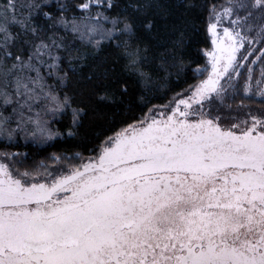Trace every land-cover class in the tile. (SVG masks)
Listing matches in <instances>:
<instances>
[{"label":"snow or ice","instance_id":"6c2138e0","mask_svg":"<svg viewBox=\"0 0 264 264\" xmlns=\"http://www.w3.org/2000/svg\"><path fill=\"white\" fill-rule=\"evenodd\" d=\"M48 6L47 0L28 4L30 11L23 17L17 15L15 0H7L0 9V97L5 104L18 98L19 105L9 115L0 114V137L5 140L24 133L25 140L48 144L63 135L40 113L32 114L31 103L43 94L50 105L44 114L53 118L71 107V97L61 99L51 85L44 92L39 76L45 55L58 61L53 50H67L55 31L61 26L97 50L102 40H115L113 47L118 51L113 63L124 61L120 71L135 77L145 89L153 82L151 72L145 71L148 67L169 76L170 69L176 68L179 82L184 65L178 63L177 49L184 45L183 32L157 45L164 52L149 54L141 29L151 32L154 19L145 24L143 19L137 23L121 13L102 19L98 13L69 21L64 15L68 5L59 4V17L43 13L53 21L51 25H34L31 10L39 15ZM91 6L84 3L79 10ZM114 7L108 0L107 8ZM154 7L158 5L153 0L133 6L144 19ZM250 9L264 13V0H253L250 5L227 0L219 11L213 7L208 32L214 47L205 53L207 64L194 70L204 78L106 137L93 150L96 155L83 159L79 153L52 154L48 159L54 166L41 161L20 171L26 154L0 153L13 162H0V264H264V109L259 114L249 111L248 118L240 121L230 114L247 106L241 102L233 109L225 104L239 94L237 86L245 67V97L264 103V90L252 92L254 69L245 63L256 55L255 46L264 43V27L251 38L254 27L245 28L253 16ZM239 11L247 14L240 17ZM225 17L231 27H224L221 35L217 29ZM13 28L18 30L13 32ZM42 32L52 34L45 37ZM246 46L247 55L242 51ZM259 53L257 60H264V48ZM33 70L35 77L24 75ZM115 73L107 60L90 69L87 79L103 84L101 100L116 101L117 92L109 91L105 83ZM66 78L67 73L59 77L61 82ZM262 82L264 70L256 83ZM118 91L120 96L128 93L126 81ZM20 100L24 103L19 104ZM141 100L150 102L143 96ZM71 111L68 135L75 136L71 129L80 126L86 112L82 108ZM76 159L81 162L72 164Z\"/></svg>","mask_w":264,"mask_h":264},{"label":"trees","instance_id":"16d2710c","mask_svg":"<svg viewBox=\"0 0 264 264\" xmlns=\"http://www.w3.org/2000/svg\"><path fill=\"white\" fill-rule=\"evenodd\" d=\"M18 1V0H17ZM16 1V4H18ZM85 0H51L48 7H42L40 14H33L35 17L32 23L37 26L51 25L52 20H48L43 16L44 12L51 13L54 17H59L60 12L57 11L59 4H67L68 11L64 13L69 19L75 16L77 19L83 17L79 6ZM223 0H153L158 5L150 10L147 19L142 14H136L133 6L142 0H112L116 7L112 9L101 8L105 16L114 17L118 13L129 16L131 19L139 23L144 20L147 24L148 20L154 19V28L151 32L141 34L148 42L150 53L164 52L163 47H157L162 41L174 40L183 32L184 45L177 49L180 60L183 63V71L180 72L179 82H177V69H170L169 76L163 70L156 71L153 67L145 68V71L151 72L153 82L145 89L142 84L136 82L135 77L122 73L124 61L117 60V49L113 47L115 40L109 42L107 39L101 41V47L97 50L93 45H88L79 40L69 30L64 31L63 27L57 28L56 34L60 37L67 48L56 50V56L60 57L58 61H54L58 66L49 68V72L42 71L45 87L52 86V91L60 94L63 99L65 95L71 97V107L62 116L51 118V127L63 133L62 136L49 141L48 144L39 145L33 142L23 143L25 140L19 135L17 142L6 143L0 142V149L13 151L15 153L26 154L27 159L24 163L33 164L43 159H48L52 154H67L71 156L79 153L80 157L85 159L90 155L96 154L94 149L98 150L101 142L108 136L113 135L116 131L125 127L126 124L140 120L148 109L158 105H163L176 93L186 88L188 84L195 83L201 76H197L195 69L205 64V50L210 47V39L208 35V16L212 6L222 2ZM7 0H1V6H4ZM22 8V5H21ZM127 9V11H123ZM35 10V9H34ZM13 28L12 31H17ZM51 32L41 33V36H49ZM26 39H31L27 37ZM19 47V46H18ZM17 52V49H13ZM24 56L27 58L28 52L25 51ZM81 59V57H85ZM73 63L70 65L69 61ZM107 60L109 67H115L116 73L105 83L109 91L117 92V99L101 100L99 97L103 95V84L98 81H89L87 77L90 75V69ZM159 64V61H156ZM75 69V70H73ZM67 73V78L61 82L59 77H63ZM118 81V82H117ZM128 86V93L120 96L119 89ZM100 84L94 88L93 84ZM150 100L144 104L141 97ZM262 103V102H261ZM264 104V103H262ZM72 108H82L86 114L81 116V124L78 128L71 131L77 133L75 136H69V125L72 120ZM23 159V157L21 158ZM80 159H76L78 161ZM75 160H72V163Z\"/></svg>","mask_w":264,"mask_h":264},{"label":"rangeland","instance_id":"374dc122","mask_svg":"<svg viewBox=\"0 0 264 264\" xmlns=\"http://www.w3.org/2000/svg\"><path fill=\"white\" fill-rule=\"evenodd\" d=\"M16 1L17 0H15V3H16ZM49 1H51V0H47V2H49ZM55 1H58V0H55ZM33 2H35V3H43L44 0H18L17 1L18 4H16L17 5V15H18V17H23V16L28 15L30 9L27 7V5L28 4H31ZM242 2L245 3L246 5H250V4L253 3V0H242ZM84 3H91L92 6L90 7L89 10L82 11L83 16L90 15L92 17H96L98 13L101 14V19H102L103 16H105L104 13L102 12L101 8H106L107 7L108 0H100L99 4L97 3V0H85ZM226 3H227V0H223L222 2H220V3H218V4H216V5H214V6L211 7L210 13H209V16H208V24L210 23V15H211V10L213 9V7H215V9L217 11H219L222 6H225L226 5ZM0 4H1V0H0ZM21 5H22V8H21ZM4 6H1L0 5V9H2ZM250 10L253 12V16L249 20L248 24L245 25V28H247L249 26L254 27L255 30L252 31L251 34H250V38H251V37H256L257 36V33L260 30V28L261 27H264V19H261V17L264 16V13H262V12H260L258 10H255V9H250ZM31 11H32L33 14L35 13V10L34 9H32ZM246 14H247L246 11H239L238 12V15L240 17H244ZM232 19L233 20L236 19V16L234 15L232 17ZM103 26L106 27V28H110L111 27L110 24H105ZM224 27H231V25L229 23V19L227 17L223 18V20L220 22V24L218 26V29H217V31L221 35L223 34V28ZM207 29H208V26H207ZM69 31L71 32L70 29H69ZM245 34L248 35L247 32H245ZM74 35L78 39H80V37H79L78 34H74ZM208 35H209V39H210V47L207 50H205V53H206V51H211L213 49V47H214L213 44H212L213 37H212V35L209 32H208ZM95 39L96 40H101V37L100 36H96ZM84 42L86 43V41H84ZM255 47H256V55L252 56L250 58V60H248V61L245 62L246 64L252 66L253 69H254V72H253V80L251 82L253 94L259 93L261 90H264V82L260 83L259 85H257V83H256L257 80H259V78L261 76L262 70H264V60H257V57L260 55L259 49L264 48V43L257 44ZM242 51L244 52L245 55H247V51H248L247 46ZM56 53H57L56 50H53L52 56L55 57ZM252 60H257V63L255 65H252ZM43 61H44V63L39 66V76L42 78V82L44 83L42 71H45V72L48 73L49 72L48 71L49 70L48 65L53 64L54 61L52 59H50L47 55H45L43 57ZM207 62H208V57L205 55V64L203 66H205L207 64ZM11 63H12L11 60L8 61V66H10ZM241 71H242V75L240 77L239 84L237 86V92L239 94L236 95L235 99H227L225 101V104L232 105L233 109H236V106L239 105V104H241V102L244 105H246L247 107L242 108V109H239L238 111H233L230 114L232 116H236L238 118V120L243 121V120H245V119L248 118L247 117V113L249 111H251L253 114H259V110L264 109V104H262L261 101L258 98H256V99H248V98L245 97V94H244V84H245V82L247 81V78H248V68L245 67ZM24 75H31V76L35 77L37 75V71L33 70L30 73L26 71L24 73ZM206 75H207V72H205L204 76H206ZM233 75H235V74L233 73ZM203 78L204 77H201L200 79H203ZM44 85H45V83H44ZM37 91L39 92V89H37ZM48 91H49V89H47L45 87L44 88V92H48ZM17 99L18 98L13 97V102L11 104H5L4 98L3 97H0V114H3V115L6 116V115H9L10 113H12L13 108L19 106L17 104V102H16ZM23 103H24L23 100H20L19 101V104H23ZM31 103H32V114L40 113L41 114V117L43 119H46V120L51 121L52 116L50 114L49 115H45L44 114L45 111L50 107V105L48 104V101L43 96V94L40 95L39 99H34ZM158 106H160V105H158ZM26 109H27V106L25 108V111H26V114H27V110ZM223 114H227V113H223ZM235 122H236V120H232L231 121V123H235ZM11 127H15V123H13L11 125ZM30 130L31 129H29V131ZM18 135L21 138L24 137V133L14 134V137H13V139L11 141L5 140L3 137H0V142L15 143V142H17V136ZM22 142L23 143H26V142L29 143V142H32V141L31 140H23ZM39 145H43V144H39ZM13 151H6V150H3V149H0V153H4V152L15 153ZM21 158L22 157H17V159H21ZM42 161L44 163L50 165V166H54L53 165V161L50 160V159H43ZM0 162H2V163H8V164H12L13 163L10 158L9 159H4L2 157H0ZM40 162L41 161H37V162H35L33 164L19 165L20 171L25 170V167H27V166L35 165V164H38ZM80 162H81V160H78V161L75 160L73 163L71 161L72 164H78ZM60 163L67 164L68 162L61 161Z\"/></svg>","mask_w":264,"mask_h":264},{"label":"flooded vegetation","instance_id":"af4514ba","mask_svg":"<svg viewBox=\"0 0 264 264\" xmlns=\"http://www.w3.org/2000/svg\"><path fill=\"white\" fill-rule=\"evenodd\" d=\"M94 155H96V154H94ZM94 155H90V156H88V157H91V156H94ZM88 157H86L85 159H87Z\"/></svg>","mask_w":264,"mask_h":264},{"label":"bare ground","instance_id":"6f19581e","mask_svg":"<svg viewBox=\"0 0 264 264\" xmlns=\"http://www.w3.org/2000/svg\"><path fill=\"white\" fill-rule=\"evenodd\" d=\"M80 40V39H79ZM236 113V112H235Z\"/></svg>","mask_w":264,"mask_h":264}]
</instances>
